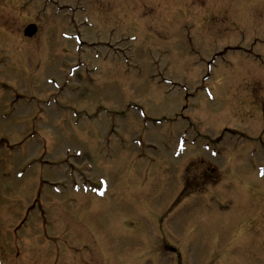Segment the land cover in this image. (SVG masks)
Returning <instances> with one entry per match:
<instances>
[{
	"label": "rangeland",
	"instance_id": "374dc122",
	"mask_svg": "<svg viewBox=\"0 0 264 264\" xmlns=\"http://www.w3.org/2000/svg\"><path fill=\"white\" fill-rule=\"evenodd\" d=\"M43 1L0 0L2 264H264V0Z\"/></svg>",
	"mask_w": 264,
	"mask_h": 264
},
{
	"label": "water",
	"instance_id": "95a60500",
	"mask_svg": "<svg viewBox=\"0 0 264 264\" xmlns=\"http://www.w3.org/2000/svg\"><path fill=\"white\" fill-rule=\"evenodd\" d=\"M35 31H36V28H35L34 26H31V27L28 29V31H26V33H27L28 35H33V34L35 33Z\"/></svg>",
	"mask_w": 264,
	"mask_h": 264
},
{
	"label": "bare ground",
	"instance_id": "6f19581e",
	"mask_svg": "<svg viewBox=\"0 0 264 264\" xmlns=\"http://www.w3.org/2000/svg\"><path fill=\"white\" fill-rule=\"evenodd\" d=\"M150 1H152V2H154V1H155V2H156V0H150ZM219 1H220V0H219ZM137 22H139V20H138Z\"/></svg>",
	"mask_w": 264,
	"mask_h": 264
},
{
	"label": "snow or ice",
	"instance_id": "6c2138e0",
	"mask_svg": "<svg viewBox=\"0 0 264 264\" xmlns=\"http://www.w3.org/2000/svg\"><path fill=\"white\" fill-rule=\"evenodd\" d=\"M262 175H264V173H262Z\"/></svg>",
	"mask_w": 264,
	"mask_h": 264
}]
</instances>
